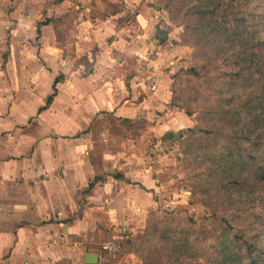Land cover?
Returning a JSON list of instances; mask_svg holds the SVG:
<instances>
[{
  "label": "crops",
  "instance_id": "obj_1",
  "mask_svg": "<svg viewBox=\"0 0 264 264\" xmlns=\"http://www.w3.org/2000/svg\"><path fill=\"white\" fill-rule=\"evenodd\" d=\"M119 1L0 0V264H105L101 245L157 205L147 138L173 117L184 50L148 6Z\"/></svg>",
  "mask_w": 264,
  "mask_h": 264
},
{
  "label": "trees",
  "instance_id": "obj_2",
  "mask_svg": "<svg viewBox=\"0 0 264 264\" xmlns=\"http://www.w3.org/2000/svg\"><path fill=\"white\" fill-rule=\"evenodd\" d=\"M59 22L52 24L57 40L62 41ZM181 23L188 45L212 63L211 88L218 96L225 95L227 107L217 105L207 112L219 129H226V143L218 152L210 151L206 175L208 184L224 200L223 205L209 208L212 218L204 237L196 235L188 243L183 231L196 230V225L180 213H167L164 219L181 220L184 230L171 229L155 243L159 253L170 260L184 257L201 259L204 264H264V0H194L185 6ZM180 73L199 76L196 68ZM60 80L58 77L55 83ZM171 105L177 106L173 101ZM123 123L127 128L136 124ZM187 133L206 140L216 134L201 127ZM148 233L144 234L146 241ZM131 247L132 241L124 240L116 254Z\"/></svg>",
  "mask_w": 264,
  "mask_h": 264
},
{
  "label": "rangeland",
  "instance_id": "obj_3",
  "mask_svg": "<svg viewBox=\"0 0 264 264\" xmlns=\"http://www.w3.org/2000/svg\"><path fill=\"white\" fill-rule=\"evenodd\" d=\"M115 1L118 3L117 6L113 7V10L121 3L119 0ZM138 1H140V4L148 6L154 16H159L167 22L169 25L168 31L173 34V38L179 44L178 46L184 50L177 61L176 71L170 76L172 82L170 108L172 112L174 111L173 117L164 120V124H160V126H164V132H181L182 135L177 142L165 141L163 135L166 132L163 134L160 131L161 133H155L156 136L154 133L148 136L146 164L152 170V177L162 186L163 190L160 196L157 197L156 207H153L152 210L141 217L139 230L135 235L133 237L120 235L124 240H131L132 247L126 248L124 253L116 254L114 257L104 256V258H106V262L111 261L108 264L130 263L128 261L130 255L135 256L133 260L135 264H204L205 262L201 259L179 257L170 260L164 258L159 253L155 241L171 229L184 230L181 227V220L177 222L164 219V214L180 213L181 216L193 221L196 230L186 229L183 231L188 243L191 244L196 235L204 237L207 234L206 230L210 229L209 222L212 213L209 208L223 205V194L214 190L208 184L206 175L210 163L208 161L211 156L210 151L213 149L218 152L222 147H225L226 142L223 134L226 133V129H219L207 112L217 105L227 107L225 95L218 96L211 88L209 76L212 71V63L205 60L198 52L196 53L188 45L189 38L184 35L181 15L185 6L192 5L194 0ZM191 68L198 70V77H189L180 73ZM84 73L87 74L82 70L80 75L83 76ZM225 90V88H221L222 92H225ZM172 101L177 106H172ZM186 111L191 112V115H187ZM116 125L112 126L114 130V136H112L115 139L121 132L120 129L119 133L115 135L118 130L115 127ZM136 127H138L137 123L132 128L124 127V129L131 131V135L134 137ZM196 127L212 129L216 134L209 137L208 140L204 137H188L187 131ZM140 128L149 129L147 126H141ZM102 141L105 142L103 139ZM197 229H204L205 233L198 232ZM146 233L149 234V240L147 241L144 238ZM141 235H143V238L140 237ZM123 258L124 260H122Z\"/></svg>",
  "mask_w": 264,
  "mask_h": 264
},
{
  "label": "built area",
  "instance_id": "obj_4",
  "mask_svg": "<svg viewBox=\"0 0 264 264\" xmlns=\"http://www.w3.org/2000/svg\"><path fill=\"white\" fill-rule=\"evenodd\" d=\"M123 240L122 236H116L112 240L107 241L101 245V253L106 256L114 257L116 253L120 250V243Z\"/></svg>",
  "mask_w": 264,
  "mask_h": 264
},
{
  "label": "water",
  "instance_id": "obj_5",
  "mask_svg": "<svg viewBox=\"0 0 264 264\" xmlns=\"http://www.w3.org/2000/svg\"><path fill=\"white\" fill-rule=\"evenodd\" d=\"M181 132H166L163 135V139L170 142H177L179 139H181ZM98 261V255L96 254H87L85 257V263L86 264H96Z\"/></svg>",
  "mask_w": 264,
  "mask_h": 264
}]
</instances>
